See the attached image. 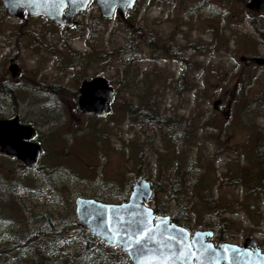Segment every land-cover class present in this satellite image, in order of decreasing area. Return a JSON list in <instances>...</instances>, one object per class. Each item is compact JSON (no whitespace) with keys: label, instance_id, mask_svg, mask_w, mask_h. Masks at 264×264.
<instances>
[{"label":"rangeland","instance_id":"rangeland-1","mask_svg":"<svg viewBox=\"0 0 264 264\" xmlns=\"http://www.w3.org/2000/svg\"><path fill=\"white\" fill-rule=\"evenodd\" d=\"M248 1L137 0L128 20L105 18L92 2L80 26L69 28L42 14L16 18L0 0V79L9 77L18 92L0 99V117L18 114L42 146L36 169L0 151V250L49 220H66L77 248L75 199L121 202L128 184L146 176L159 187L150 206L161 203L171 215L181 208L187 218L177 223L192 232L214 229L215 243L253 237L264 251V65L253 59L264 57V18ZM139 23L156 47L141 34L137 56L123 64L115 51ZM167 41L190 68L166 53ZM11 61L20 67L16 77ZM98 75L115 89L100 118L78 105L81 82ZM147 93L169 124L133 117ZM177 170L188 178L179 177L169 202ZM206 197L218 204L216 213ZM16 254L22 251L0 264H25Z\"/></svg>","mask_w":264,"mask_h":264},{"label":"water","instance_id":"water-1","mask_svg":"<svg viewBox=\"0 0 264 264\" xmlns=\"http://www.w3.org/2000/svg\"><path fill=\"white\" fill-rule=\"evenodd\" d=\"M91 2H95L105 18L113 17L116 12L125 18L128 9L135 6L137 0H2L6 11L16 17L42 14L55 24L72 27L76 22V15L87 9ZM248 9L264 16V0H249ZM259 65H264V57L253 58ZM9 70L12 77H16L20 67L11 61ZM115 89L110 80L102 75L85 79L79 87L78 105L87 113L96 116H105L111 109V102ZM221 100L214 101L216 108ZM35 129L31 124L23 123L18 114L12 117H0V151L16 157L26 167L35 169L40 163L42 154L41 144L34 139ZM152 182L144 177H137L126 200L121 202H104L94 197L78 196L75 199V213L79 227L93 234L99 241L111 246L120 247L132 264H141L142 260L151 261V264H160L154 256L161 254V242L165 245L174 243L167 240V235L179 236L186 232L189 240H196L195 249L198 257H173L171 264H264V251L258 246L253 237H247L242 244L226 240L215 243L211 238L214 229H197L192 232L187 227L172 220L169 214H157L154 207L148 202L153 196ZM144 220L146 226L157 235L156 241L144 239L145 251L137 255L136 249L141 247L135 242L138 230L135 221ZM167 223V228L161 226ZM129 223L132 227H129ZM119 233V236L116 235ZM129 236L132 240L129 241ZM211 245L215 252L207 251L200 254L201 243ZM131 244V246H129ZM179 246L172 250L178 251ZM224 249H227L228 259L224 258ZM165 252L167 248L163 249ZM1 255V251H0Z\"/></svg>","mask_w":264,"mask_h":264},{"label":"trees","instance_id":"trees-1","mask_svg":"<svg viewBox=\"0 0 264 264\" xmlns=\"http://www.w3.org/2000/svg\"><path fill=\"white\" fill-rule=\"evenodd\" d=\"M131 11L132 10H129V13ZM129 13L123 20L129 19ZM137 27L139 28L127 29L130 37H126L125 44L115 51V56H117L123 64L126 63L130 57L137 56L140 42L138 38L141 37V34H143L144 37V34L147 32L145 26L142 23H139ZM142 40H144L147 45L156 47V43L150 38L144 37ZM162 45L165 47L167 54L183 58L185 60V63L188 65V68H190L189 61L183 57V54L179 51V49H177L176 45H173V43H171L170 41H167L166 45ZM125 76L126 80L129 83L130 78H132L131 71L127 70ZM9 82V77H3L0 79V99H2L3 96H14L15 93L18 94V92L14 88L9 86ZM250 82L251 78L246 83V85H248ZM141 102L143 104L142 108L138 106L131 109V114L133 115V117H135L136 119H139L140 117H146L148 118V120L156 124H169L167 120L168 118L159 114L155 96L147 93L145 95V100H141ZM100 117L101 116H97V118ZM176 175L178 178L176 179V182L172 184V189L169 192V202L173 201L176 198L174 193L179 192V189L176 188L175 185L179 182V177L180 180H185V178H188V174L185 170L181 172L177 170ZM147 179H149L151 182L153 181V179L151 178ZM152 185L154 188L153 197H155V194L158 192L159 187L157 185V182L155 181L152 182ZM131 188L132 185L130 182L127 186V191L129 193L131 191ZM209 194L211 193L209 192ZM207 197L205 198L204 203H206L208 207L213 208V213H216V206L218 204H216V201H214L212 198L209 199ZM126 199L127 197L123 198V200ZM179 202L181 205L183 204L181 199H179ZM183 207H185L184 204L182 205V208ZM155 210L159 214L171 215V213L168 211V207L161 205V203L156 204ZM171 216L172 219L176 222L187 218V215L182 212L181 208L178 209V213H175ZM72 218L73 219L70 226L77 229V235L80 237L78 241L79 245L77 248H73V245H71L72 236L67 235V232L70 228L68 225H66V220H62L60 223L49 220V222H47L43 228L37 230L36 232L30 233V235L21 234L20 238L17 239V241L13 245L1 250L0 258H2V256H9L10 253L21 250L22 255L16 254L15 256L17 258H20V260H22V263L25 264H60L62 262L65 264H91L95 261L102 262V264H131V261L124 255L123 251L119 247L110 246L102 241H99L91 233L79 228L77 219L74 215ZM222 224L223 223H220L218 225L219 228H222ZM222 237L224 238V236ZM219 238H221L220 235ZM53 259H56L55 262H52Z\"/></svg>","mask_w":264,"mask_h":264},{"label":"snow or ice","instance_id":"snow-or-ice-1","mask_svg":"<svg viewBox=\"0 0 264 264\" xmlns=\"http://www.w3.org/2000/svg\"><path fill=\"white\" fill-rule=\"evenodd\" d=\"M136 228L138 230V235L135 237V242L137 245H141V247H138L136 249L137 255H142L145 251L143 247V241L144 239H151L152 241H156L157 233L156 235L152 234V229L146 226V221L144 220H137L135 221ZM129 227H132V224L129 223ZM162 229L167 228V223L165 222L161 226ZM117 236H119V233H116ZM167 240L172 241L174 243L165 245L163 242H161V254L160 256H154V260L160 261V264H171L173 257H198V250L195 249V244L197 243L196 240H189L188 236L186 235V232L182 231L179 236L175 235H167ZM132 240V237L129 236V241ZM201 243V250L200 254L202 255L203 252L211 251L215 252V249H212L211 245H206ZM179 246L178 251H173L172 249L175 246ZM131 246V244H129ZM167 248L168 251L165 252L163 249ZM224 258L227 260L229 257L227 255V249H224ZM141 264H151V261L142 260Z\"/></svg>","mask_w":264,"mask_h":264},{"label":"flooded vegetation","instance_id":"flooded-vegetation-1","mask_svg":"<svg viewBox=\"0 0 264 264\" xmlns=\"http://www.w3.org/2000/svg\"><path fill=\"white\" fill-rule=\"evenodd\" d=\"M251 11H252V10H251ZM253 12H254V11H253ZM128 13H129V10H128ZM128 13H127V14H128ZM255 13H256V12H255ZM81 14H82V13H79V14L76 16V20H77V22H78L77 24H79V26H80V24L82 23V21H80V20L78 19V18H79V16H80ZM257 14H258V13H257ZM258 15H260L261 17H263V18H264V16H263V15H261V14H258ZM77 24H76V25H77Z\"/></svg>","mask_w":264,"mask_h":264},{"label":"bare ground","instance_id":"bare-ground-1","mask_svg":"<svg viewBox=\"0 0 264 264\" xmlns=\"http://www.w3.org/2000/svg\"><path fill=\"white\" fill-rule=\"evenodd\" d=\"M89 27H91V25Z\"/></svg>","mask_w":264,"mask_h":264}]
</instances>
